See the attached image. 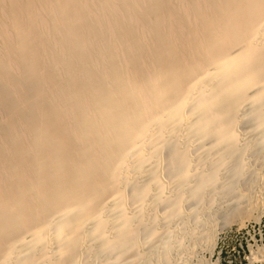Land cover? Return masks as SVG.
I'll return each mask as SVG.
<instances>
[{"label": "bare ground", "instance_id": "bare-ground-1", "mask_svg": "<svg viewBox=\"0 0 264 264\" xmlns=\"http://www.w3.org/2000/svg\"><path fill=\"white\" fill-rule=\"evenodd\" d=\"M262 215L264 0H0V264H220Z\"/></svg>", "mask_w": 264, "mask_h": 264}, {"label": "rangeland", "instance_id": "rangeland-1", "mask_svg": "<svg viewBox=\"0 0 264 264\" xmlns=\"http://www.w3.org/2000/svg\"><path fill=\"white\" fill-rule=\"evenodd\" d=\"M262 242H264V215L258 221L251 218L245 219L243 226H230L217 235L220 264H248L246 255L249 248L247 246L249 243L254 245Z\"/></svg>", "mask_w": 264, "mask_h": 264}]
</instances>
